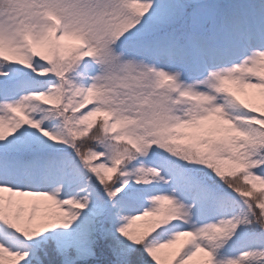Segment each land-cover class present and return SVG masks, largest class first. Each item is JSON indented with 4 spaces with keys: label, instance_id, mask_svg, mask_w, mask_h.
<instances>
[{
    "label": "snow or ice",
    "instance_id": "6c2138e0",
    "mask_svg": "<svg viewBox=\"0 0 264 264\" xmlns=\"http://www.w3.org/2000/svg\"><path fill=\"white\" fill-rule=\"evenodd\" d=\"M0 264H264V0H0Z\"/></svg>",
    "mask_w": 264,
    "mask_h": 264
}]
</instances>
